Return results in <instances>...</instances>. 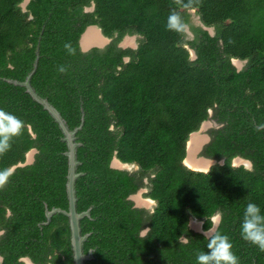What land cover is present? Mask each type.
I'll list each match as a JSON object with an SVG mask.
<instances>
[{
    "label": "trees",
    "instance_id": "16d2710c",
    "mask_svg": "<svg viewBox=\"0 0 264 264\" xmlns=\"http://www.w3.org/2000/svg\"><path fill=\"white\" fill-rule=\"evenodd\" d=\"M23 1L0 0V108L25 123L0 170L35 153L0 190L1 264H73L67 217L41 223L45 207L67 208L63 134L25 87L5 80H24L36 50L31 85L70 129L82 123L75 190L77 210L90 208L80 220L83 251L93 255L85 264H196L218 212L240 264H264V252L240 236L246 204L264 211V0ZM173 11L183 32L167 28ZM89 25L110 42L82 50ZM126 35L136 47L118 45ZM233 59L244 60L240 69ZM209 110L220 126L207 130L200 154L214 163L192 170L182 162L186 143ZM115 156L134 166L111 167ZM237 156L251 168L234 165ZM140 188L152 209L129 198ZM192 218L201 231L190 228Z\"/></svg>",
    "mask_w": 264,
    "mask_h": 264
},
{
    "label": "clouds",
    "instance_id": "9594fccd",
    "mask_svg": "<svg viewBox=\"0 0 264 264\" xmlns=\"http://www.w3.org/2000/svg\"><path fill=\"white\" fill-rule=\"evenodd\" d=\"M23 2L21 4H23ZM175 3L179 6H182V7H189L194 3V0H188L187 4L184 3V0H175ZM90 9H92V7L86 8V10H90ZM185 27H186V25H185L184 21L182 20L181 16L177 12L173 11L168 17L167 28L171 31H176L179 33V32H183ZM90 28L97 29L99 34H100V37L103 40H101L100 43L94 44L93 46L92 45L88 46L87 50L94 47V46L104 47L107 43L105 45L101 46L103 44V42H105V41H107L108 43L110 42L111 38L104 36L101 32V29L98 26L89 25L81 36V39H80L81 49L83 48L82 43H81L82 38H83L84 34ZM208 30L210 31V33L212 32L211 28H208ZM186 31L189 32L188 28H186ZM189 34H190V32H189ZM135 37H136L135 35H126V36H124L125 39L124 38L123 39L126 43V42L131 41V38H135ZM123 39H121V41ZM120 42L118 43V45L121 47H124L123 45H120ZM136 45H135V47H136ZM64 48L68 52V54H70V55L76 54V49L71 45V43H65ZM84 51H86V50H84ZM190 52L193 55L192 57H194L195 54H194L193 50H190ZM125 60H127V57L125 58ZM236 60H237V62L244 63V60L242 61L239 59H233L232 62L234 65H235L234 61H236ZM235 66L238 69L237 65H235ZM58 71L61 73H65L67 71V67L62 65L58 68ZM211 116H212V111L209 110L208 118L205 119L204 121H202V123L200 125L201 128L206 130V133L208 132L207 130L210 128V127L207 128V125L209 123H211L212 121L215 124L212 127L216 128V127L220 126L219 123H217L213 118H211ZM24 127H25V123L23 120H21L19 117H17L13 113L8 112V111L4 110L3 108H0V156H3L4 154H6L11 149L12 140L15 137H18L22 134ZM197 131H194V132L196 133ZM191 134H194V133L192 132ZM193 137L197 138V136H194V135H193ZM207 137H208V139L205 141V143H207L210 139V136L207 135ZM204 140H205V137L202 138V140L200 141V144L202 142H204ZM189 142L186 143L185 156H184L183 161H182L183 164L186 165L187 167H188V165L184 162V159L187 157ZM32 150H34V149H31L30 151H32ZM195 150H196V145H194L192 153ZM201 150H200V152H201ZM34 153L32 154V161H33ZM203 157H205L206 161L210 160L214 163L213 159H210L209 157H206V156H203ZM113 159H116L121 164L120 165L121 167H119L117 169L131 170V168L134 166L133 164H128V163L120 161L116 156L113 157ZM234 159H237L240 161V163L237 165L243 164L247 168H251V166H252L250 160H248V159H244L240 156L233 158V161H234ZM195 160H197V159H195ZM206 161H205L204 165L207 164ZM222 161H223V159L220 160V162H222ZM210 166L208 168L206 167L207 169L205 171H207L210 168ZM190 169H192V168H190ZM192 170H194V169H192ZM198 171H204V170L198 169ZM11 175H12V172L8 169L0 170V190H3L6 187V185L8 184V182L10 180ZM135 193L132 195L135 196ZM132 195H130V196H132ZM147 198L148 199H146V200H148V201H146V202H151V200H153V199L149 198L148 196H147ZM135 204H136V202H135ZM137 206H139V204H137ZM192 219L196 220L195 218H192ZM220 223H222V215L218 212L212 217V225H213L212 228L207 230L208 231L207 244H206L207 251H201V252L197 253L196 264H240L239 257L233 251V243L231 242L229 236L221 233L218 230ZM1 233H2V231H0V235H1ZM240 236H241V239L243 241H245V242H247L253 246H256L260 252H264V211H262L261 206L259 204L255 203L253 201H249L244 208L243 222L240 225ZM23 258H22V260L26 261Z\"/></svg>",
    "mask_w": 264,
    "mask_h": 264
},
{
    "label": "water",
    "instance_id": "95a60500",
    "mask_svg": "<svg viewBox=\"0 0 264 264\" xmlns=\"http://www.w3.org/2000/svg\"><path fill=\"white\" fill-rule=\"evenodd\" d=\"M27 2L28 0H25L22 6H25ZM87 48L88 46L83 47L82 49L87 50ZM37 56H38V52L36 50V58L33 62V69L25 76L24 80L21 81L12 78H5V80L9 83H13L15 85L25 87V91L32 97V99L38 102L40 105H42V107L45 110H47V112L50 114L53 120L58 124V127L60 128L63 134L62 140L66 143V147H67L64 153L67 156V164H68L66 182H65L67 208L64 209L61 207L54 206L48 209L47 207H45V211H44L45 220L41 223L47 224L50 221L51 216L55 213H62L63 215H65L68 219V226L70 231V246H71L73 264H85V261L91 259L93 255H92V250H88V252L86 253L83 251V242L86 240L88 233L85 234L81 233L80 220L84 216H89L90 208L84 211L77 210L76 207L77 196L75 190V181L81 174L80 172L76 171L77 165L79 164V161L77 160L76 150L80 143L75 140V135L77 130L80 129L82 123H80L77 127L70 129L67 125L66 120L63 118V116L60 114L57 108L53 106L46 98L41 97L35 91V89L30 83V79L37 65ZM34 152H35L34 150L28 152L24 163L17 165H25L30 163L32 161V154ZM17 165L12 166L10 168V171H13ZM110 165L114 168L121 167L120 166L121 164L116 159H112ZM135 196L137 195L135 194ZM135 196H129V198L135 201L134 199ZM204 233L207 235L208 231L206 232L204 231ZM27 261H29L30 264H33L29 259H27Z\"/></svg>",
    "mask_w": 264,
    "mask_h": 264
},
{
    "label": "rangeland",
    "instance_id": "374dc122",
    "mask_svg": "<svg viewBox=\"0 0 264 264\" xmlns=\"http://www.w3.org/2000/svg\"><path fill=\"white\" fill-rule=\"evenodd\" d=\"M197 20V19H196ZM88 32V31H87ZM86 32V33H87ZM125 39V38H124ZM124 39L120 42V45H123L124 47H126V46H130V47H135V45L137 44V42H136V37L135 38H131V41H129V42H126L125 43V41H124ZM106 43H108L107 41H105V42H103V44L101 45V46H103V45H105ZM96 44V43H95ZM92 46L94 45V43L93 44H91ZM85 47H87V46H85ZM191 55H192V53H191ZM193 56V55H192ZM234 63H235V65H237V67H238V69H240L241 68V66H242V64L243 63H241V62H237V61H234ZM215 124H214V122L212 121L211 123H209L208 125H207V128H209V127H212V126H214ZM194 134H190L191 136H190V138H189V140H188V142L193 138V135L194 136H197V139H196V142H195V145H196V150L195 151H193V153H189V148H188V151H187V157L184 159V162L188 165V167L189 168H192V169H194V170H206L213 162L212 161H210V160H205V157H203L201 154H200V150L202 149V147H203V145H204V143H205V141L208 139V137H207V133H206V130H204L203 128H201L200 127V129L195 133V132H193ZM205 137V140H204V142H202L201 144H200V141L202 140V138H204ZM187 142V143H188ZM193 157L194 159H197L199 162H202V163H205V161L207 162V164H205V165H200V164H198V166L197 167H193V166H191L190 164H188V162H187V159L189 158V157ZM232 163L234 164V165H237V164H239L240 163V161L239 160H237V159H234V161L232 160ZM200 165V166H199ZM205 167V168H204ZM207 167V168H206ZM147 192V189L146 188H141V189H139L135 194L136 195H138L139 196V198L140 199H142V201L141 202H138V201H136V204H139V206H144V207H146V208H150V209H152L154 206H155V201L154 200H151V202H146V199H148L146 196H144V194ZM133 196V195H132ZM190 223H191V226L193 227V228H200V225H201V223H202V221L201 220H194V219H192L191 221H190ZM194 225V226H193Z\"/></svg>",
    "mask_w": 264,
    "mask_h": 264
},
{
    "label": "bare ground",
    "instance_id": "6f19581e",
    "mask_svg": "<svg viewBox=\"0 0 264 264\" xmlns=\"http://www.w3.org/2000/svg\"><path fill=\"white\" fill-rule=\"evenodd\" d=\"M101 40H103V39L100 37V34H99L98 30L95 29V28H90L88 30V32L84 34L81 43H82V46L85 47V46H91V44H93V43L94 44L95 43L96 44L100 43ZM196 139H197L196 137H193L190 140V142H189V153L190 154L192 153V150H193V147L195 145ZM193 157L191 156V157L188 158V160H187L188 164H190L193 167H197L198 164H200L201 166L204 165V163L199 162L198 160H195ZM134 199L136 201H139V196L137 195ZM26 264H30V263L27 262Z\"/></svg>",
    "mask_w": 264,
    "mask_h": 264
},
{
    "label": "flooded vegetation",
    "instance_id": "af4514ba",
    "mask_svg": "<svg viewBox=\"0 0 264 264\" xmlns=\"http://www.w3.org/2000/svg\"><path fill=\"white\" fill-rule=\"evenodd\" d=\"M207 134H208V132H207ZM208 136H209V134H208ZM139 202H141L142 201V199H140L139 198ZM146 201H148V200H146ZM137 205V204H136ZM192 220V219H191ZM203 223V222H202ZM202 223H201V225H200V228H193L192 226H191V223L189 222V226H190V228H192V229H194V230H199V231H201V229H202ZM194 226V225H193ZM146 229L147 228H144V230L142 231L143 233L144 232H146ZM207 231V230H206ZM22 259V258H21ZM23 259H25L26 261H24L25 262V264L27 263V262H29V261H27V259H29L30 260V258H28V257H24ZM2 260H3V257L0 255V264H1V262H2ZM31 261V260H30ZM32 262V261H31ZM33 263V262H32ZM33 264H35V263H33Z\"/></svg>",
    "mask_w": 264,
    "mask_h": 264
}]
</instances>
